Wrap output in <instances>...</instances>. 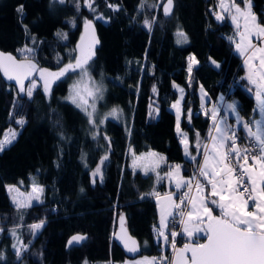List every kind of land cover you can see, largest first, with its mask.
<instances>
[{"label":"trees","instance_id":"16d2710c","mask_svg":"<svg viewBox=\"0 0 264 264\" xmlns=\"http://www.w3.org/2000/svg\"><path fill=\"white\" fill-rule=\"evenodd\" d=\"M217 1L173 0L166 16L167 0H144L143 7L141 0H91L93 8L79 0V10L77 0H0V50L33 60L42 69L72 63L84 22L91 21L98 43L88 72L103 81L102 110L117 106L124 119H106L96 130L83 111L63 98L69 74L56 79L48 93L37 85L31 98L0 74V137L9 126L18 129L15 140L0 151V264H117L143 253L158 255L157 264L166 263L161 253L169 255L172 231L157 242L153 228L159 220L156 197L168 188L155 174L134 170L130 155L161 152L159 176L179 163L182 175L190 178L209 125L201 112L199 86L208 100L222 95L235 99L246 119L255 108L242 77L241 56L233 48L235 28L229 18H216ZM250 2L257 21L264 22V0ZM21 5L22 14L17 11ZM177 30L187 35L185 46L176 44ZM26 47L34 51H18ZM185 50L197 60L191 73ZM173 82L185 89L181 128L188 157L168 108L176 97ZM11 184L23 191L40 185L41 202L14 206L7 192ZM41 221L33 231L30 225ZM74 235L86 239L69 245ZM129 238L137 242L134 252L128 251Z\"/></svg>","mask_w":264,"mask_h":264},{"label":"snow or ice","instance_id":"6c2138e0","mask_svg":"<svg viewBox=\"0 0 264 264\" xmlns=\"http://www.w3.org/2000/svg\"><path fill=\"white\" fill-rule=\"evenodd\" d=\"M60 3H64V0H59ZM85 4L89 8H93L91 0H84ZM173 0H167L164 7V14L167 16L171 13ZM244 7L241 8L238 0H230L229 4H225V0H219V7L224 11L235 10V14L232 15L234 23L237 22L238 18L242 17L245 21L244 32L241 33V41H245L248 37L255 35L258 38L264 37V22H258L256 16L251 11L250 0H243ZM144 6V0H141V7ZM80 3L77 0V10H79ZM110 8L115 10L116 6L109 4ZM94 10V9H93ZM17 11L23 13V6H19ZM215 14V13H214ZM218 20L224 17L217 15ZM155 19V18H153ZM85 27H91L92 22L85 20ZM151 22L145 21V25L150 27ZM237 27L239 25L237 24ZM27 31V28L25 26ZM57 35H60L59 33ZM183 35V33H180ZM231 40L232 37H229ZM35 40V37H33ZM98 42V41H97ZM238 49L241 50L242 54L245 49H242L240 45H237ZM247 48L253 49V54L250 59H257L256 53H259V64L260 67L256 69L255 75L258 76V80H253L252 75L248 77L251 83H256V99L257 107L253 109V112H259L260 118L255 117L245 120L240 116L237 105L235 102L231 104H225L223 114H218L217 109L214 107L212 117L215 121L214 127L217 135L211 136L213 141V153L205 154V161L203 166L200 168V175L208 177L209 175V160L208 156L211 155L213 162L212 178L209 179V183L212 184V195L220 196V202L212 200V204H216L220 209V215L216 216L213 214L214 209L205 204L204 200L199 202V206L195 199H192V205L194 212L188 214L189 220H192L193 215L197 222L206 221L205 228H199L197 231L206 233L207 242L202 244H196L194 247L185 246L184 252H191V256L185 264H264V48H256L248 41ZM19 52L31 53L34 50L32 48L18 49ZM91 59V55H88L85 59L81 60L77 58L75 65L68 64L64 68H61L59 72H48L47 69H40L41 79L44 80V91L49 92L51 82L48 77L52 80L62 77L65 72L74 70L75 68H81L87 60ZM195 57L189 58L188 71L191 73L193 63H196ZM213 63H215L213 61ZM247 63V61H246ZM36 65L29 60L19 61L10 53L0 52V72H3L4 76L8 80H15L19 86L20 92H25L31 98L33 83L30 87H26L24 80L35 71ZM47 73V77L45 76ZM175 87H178L174 85ZM156 91L153 86V92ZM183 90L181 89V92ZM203 91V89H201ZM206 96L207 94L204 93ZM223 100V97L220 98ZM75 102V101H74ZM180 101L177 100L173 107H177ZM116 110L113 109V112ZM190 111V110H189ZM229 113L236 117V124H228ZM91 115V114H89ZM179 120V117H178ZM92 123L91 119L89 121ZM25 121L23 119L17 120V124L23 126ZM238 127H242L246 132L245 139L248 140L247 146H238ZM255 128V130H253ZM179 132V126L177 128ZM16 133L12 132L10 137L0 140V151H3L8 144H11L16 138ZM199 136V133H197ZM230 143H226L229 142ZM185 154H188L187 148ZM236 157V166L229 167V161L231 157ZM249 156L254 161V164L258 163L259 168L248 167L247 164L241 165L239 163L242 157L246 162ZM106 159V157H105ZM192 159H196L193 157ZM179 166H177L178 168ZM219 168L220 171H216ZM99 166L96 169V173H99ZM94 173V175L96 174ZM236 173L235 179L232 178V174ZM219 177L216 180L215 177ZM227 177V179H225ZM185 183L183 179L177 182L179 188L181 184ZM217 184L221 185V191L217 193ZM249 185L251 187H249ZM11 190L12 186H8ZM197 189L200 188L199 182L196 184ZM35 191H42V189H34ZM225 191H227V198H225ZM187 196V194H185ZM38 199V197H37ZM169 199H171L169 197ZM249 201H252L251 207L255 208V212L249 211ZM173 207L179 208V204H173ZM19 207V205H18ZM202 209V213H201ZM171 215V213H168ZM183 216L184 213L182 212ZM166 217L162 214L160 220V235H164L163 228ZM44 222L41 221L39 224L30 225L35 231L39 229ZM121 223L123 224V217H121ZM184 226V231L192 235L188 222L181 221ZM177 233L173 232L172 236H176ZM86 239L83 235L72 236L68 244L72 245L74 242L79 243ZM130 239V238H129ZM167 240V237H165ZM133 244L135 241L132 242ZM128 248V245L125 244ZM128 251H136L135 247L128 248ZM2 258V254H0Z\"/></svg>","mask_w":264,"mask_h":264},{"label":"rangeland","instance_id":"374dc122","mask_svg":"<svg viewBox=\"0 0 264 264\" xmlns=\"http://www.w3.org/2000/svg\"><path fill=\"white\" fill-rule=\"evenodd\" d=\"M227 3H228V0H225L226 5H227ZM241 8H243L242 5H241ZM213 10L216 13L218 11L219 14H221L220 16H222V17H224L225 14L227 13V11H224L222 8L219 7V0L216 2V5H215V7H213ZM251 11H252V9H251ZM216 16H217V14H216ZM180 33H183V32L180 30H177V32L175 33V42H176V44H178L180 46H185L188 42V37L185 33H183V35H180ZM184 54L186 55V57L188 59V65H189V58L195 57V56L193 54L189 53L187 50L184 51ZM77 58H79V57H77ZM77 58L71 64L75 65ZM80 59L83 60L85 58H80ZM195 60H196V58H195ZM87 62H88V60H87ZM196 64H197V62L193 63V66H195ZM62 68H64V67H62ZM40 69H42V68H37L38 71ZM60 69L48 70V72L55 73V72H59ZM187 69H188V66H187ZM67 74H69L71 76V80H70L67 91H66L63 98L65 100L71 102L73 105H75L81 111H83L85 113V115L87 116L88 122L91 119V121H92L91 124H93L95 126L96 130L99 128V126L104 125V122L106 119L121 120L122 122H124L123 115H122V112L119 109V107L112 106V107L106 108L104 110H102V108L100 107V102L102 99L101 96H102V92L104 89V84H103L102 80L95 79L90 75V73L88 72V69H87V63H84L81 68H75L74 70L70 69L69 71L65 72V74L63 76H65ZM45 76L47 77V73H45ZM48 79L50 80L51 85L56 80V79L52 80L51 77H48ZM33 83L35 84V87L37 85H41L44 89V80L42 79V81L40 83V81L36 77L31 78L25 84V86L30 87ZM174 85H176L178 87H175ZM172 87L176 90V97L170 102L168 108H169V110H171L174 113L175 131L181 139L183 154H184V156L188 157L189 153L187 155L185 154V149L187 148V139H186L184 131L181 128V119H182V115H183L182 104H183V100L185 97V89L182 85H180L176 82L172 83ZM181 89L183 90L182 92H181ZM201 89H203V91H201ZM25 93H26V91H25ZM204 93H206V91L200 85L198 88V94L200 97L201 104L205 105L206 100L208 99V95L205 96ZM177 100L180 101V104L177 107H173V105L176 103ZM228 101L232 102L231 99H228ZM151 107L152 106L150 105V108ZM113 109H115L116 111L113 112ZM89 114H91V115H89ZM178 117H179V120H178ZM258 117L260 118L259 112L255 118H258ZM178 126H179V132L177 130ZM12 132H15L17 134L18 129L15 126L7 127L5 129V131L3 132L2 136L0 137V140L5 139L6 136L10 137ZM239 132L241 133L240 130H239ZM241 135H242V133H241ZM203 149H204V146H203ZM187 151H188V148H187ZM136 155L137 154H133V152H132V154L130 155V159H129L130 166L134 170H139V171L144 172V173H153V174H155L156 178L159 179L158 180L159 182L162 180L161 182H163V183L166 182V184L168 186L169 178H164V176H162V174H161V176H159V174L157 173L158 168H160V166H158V164L160 162L159 158L162 157V159H164V155L161 152L151 150V151L143 153L140 156H136ZM82 158H83V156H82ZM148 159H149V165L147 163ZM199 162H200V160H199ZM177 166H179V167L177 168ZM97 167L98 166H96V169H97ZM99 168H100V166H99ZM171 168L177 169L178 172L182 173L181 166L179 163L171 164L169 169H171ZM100 171H101V168H100ZM195 172H199V175H200V164L197 165ZM180 173H179V178L182 177V175ZM198 180H199V177H198ZM189 182H190V178H189ZM8 186H12L11 190L9 189ZM189 186L190 185L188 183L184 187L179 188V189H175L174 191H172V193L174 194L175 204H179L177 197H176L177 194L179 193V190H183L181 192V195L183 197H185L184 208L181 206L179 208L175 207L173 215L170 217L177 222L179 221L180 224L174 225L175 224L174 223V224H171L173 226H169L168 222H167V228L163 229L164 235H160V232H161L160 220H161V215H162V213H160L158 225L154 226V228H153L155 241H157V242L159 240L164 241L165 233H168L170 231H172V233L173 232L177 233V235L182 234V224L183 223H181V221L184 219L183 216L186 215V213H188L187 205L189 203L190 196L192 195L193 190H194V189L191 190L189 188ZM34 189H42V187L38 184H32V185H30V188L28 191H23L17 185H13V184L7 185V192H8L9 198H10L11 202L13 203V205L16 207H18V205H19V207H26V206L32 205L33 203L41 202L43 191H35ZM185 194H187V196H185ZM202 194H204V193L202 192ZM162 196L168 197L169 194L164 193V195H162ZM37 197H38V199H37ZM169 206H170V202L167 201V209ZM176 210L179 212L181 211V213L183 212L184 215L182 216L181 214L180 215L175 214ZM188 218H189V216L187 215V218H186L187 221L186 222H188L189 228H191V226H193L195 229L196 228H203V222L197 223V221L195 222L193 218H192V220H189ZM119 221H121V218L119 219ZM166 221L167 220L165 219V224H166ZM171 236H172V234H171ZM172 241L175 242L174 240H172ZM173 245L171 246V249L173 251L172 253L170 251L169 255H167V256L164 252L161 253V261L164 259H167L166 263H162V264H171V259L173 257V253L175 252L174 251L175 246H173ZM177 246L178 245H176V247ZM100 264H106V263L102 262ZM117 264H157V259L152 254L143 253V254H138L136 256H132V257L128 256L123 261H121Z\"/></svg>","mask_w":264,"mask_h":264},{"label":"crops","instance_id":"0c3cea01","mask_svg":"<svg viewBox=\"0 0 264 264\" xmlns=\"http://www.w3.org/2000/svg\"><path fill=\"white\" fill-rule=\"evenodd\" d=\"M229 3H230V0H228V3L227 4H229ZM242 6L244 7V5H242ZM216 14L217 15H221V14H219L218 11H217ZM234 14H235V10L232 9L230 12L227 11V13L225 14L224 17L229 18V21L232 23V25L235 28V37H234V41H233V48L241 56L242 77L245 78V80L247 81V83L249 85V89L252 92V96H253L254 104H255V108H256L257 107V99H256L257 85H256V83H251L249 81L248 77L250 75H252V79L254 81L255 80H258V76L255 75V72H256V69H258L260 67L259 59H258V57H259L260 54L259 53H256L257 59H250V57L253 54V49L247 48V44H248V41L250 40L251 41V44L254 45L256 48H264V37L258 38L257 36L252 35V36L248 37L247 40H245V41L242 42L241 41V33L244 32L245 21H244V19L242 17H240V18H238L237 22L234 23L233 20H232V15H234ZM237 24L239 25V27H237ZM237 45H240V47L242 49H245V51L243 52V54H242L241 50L238 49ZM246 61H247V63H246ZM261 83L264 84V82H261ZM221 97H223V100L220 99ZM228 99L229 98H226L225 96L222 95V96H219L215 101L214 100H208L207 99L205 105L204 104H201V101H200V104L202 106V109L207 110V112H208V116L207 117L209 118L207 139H206V141L204 143V149H203V152L201 154V158H200V162H199L200 168L204 164L205 154L206 153H209V154H212L213 153V141L211 139V136L217 135L216 129L213 126L214 123H215V121H214V119L212 117L211 110L215 107L217 109L218 114H221L222 115L225 104H231V103L235 102V104L237 105V101L235 99H231L232 102H229ZM237 110H238L239 114L244 118V116L240 113L238 107H237ZM257 115H258V111L255 112V113H253L250 116V119L253 118V117H256ZM244 119L245 120H248V118L247 119L244 118ZM256 119H259V117L256 118ZM227 122H228V124L235 125L236 124V117L234 115H232L231 113H229L228 121ZM238 130L241 131L242 136H243V139L238 144V146H247L248 140L245 139V137L247 135L246 132L243 130L242 127H238ZM253 130H255V128H253ZM142 154L143 153L137 154L136 156H140ZM159 160H160V162H159L158 166L161 167L162 166V163L164 162V159H162V157H161V158H159ZM208 160H209V175H208V177L199 175V182L201 183L200 188L199 189L196 188L193 191V193L190 196V198L195 199V201L197 203V206H199V202L201 200H204L205 201V204L208 205L209 207H211L212 209L214 207L217 208L218 209V214H220V209L217 207L216 204H214V206H211L209 204V201H212V200H216L217 203H219L220 202V196H219V194L218 195H215V196L212 195V184L209 183V179L212 178V169H213V162H212L211 155L208 156ZM147 163L149 165V159L147 160ZM244 164H247L248 167L255 166L256 168H259V164L258 163L254 164V161L251 158V156L247 160V162L245 160L243 161V164L242 165H244ZM169 167H168L167 170L165 169L164 172H163V174H162V176H164V178H169V184H168V186H167V184L165 182V184H166V186L168 188V191L164 192V193L169 194V196L168 197H166V196L164 197V196H162V195H164V193H163V194L159 195L158 197H156V206H157V211H158V218H159L160 213H162L166 217V220H167L166 221V225H167L168 219L173 215V212H174V209H175V207L172 206L175 203V201H174V194L172 193V191H174L175 189L182 188L186 184L189 183V178L188 177L183 176L182 173H180V172L177 171V169H174V168L169 169ZM216 171H220V169L217 168ZM179 173L182 175V177H180V178H179ZM181 179H183V181L185 183L181 184V186L178 188L177 187V182L180 181ZM215 179L216 180H219L220 178L217 176V177H215ZM225 179H227V177H225ZM216 190H217V193H219L221 191V185L220 184H217V189ZM202 192L204 194H202ZM224 195H225V198H227V191H225ZM169 197L171 199H169ZM192 199H189V203H188V207H187L188 208V213H186V215H184L183 221H187L186 220L187 215L189 213H191V212H194L193 205H192ZM167 201L170 202V206L168 207V209H167ZM252 203H253L252 201L251 202L249 201V208H248V210L255 212V208L254 207H251ZM168 213H171V215H168ZM201 213H202V209H201ZM193 219L196 222L194 215H193ZM184 226L185 225L182 224V235H183L182 237L185 238V239H187V240H192L191 238H193V237L196 238L197 236H202L205 233V232H202V231H197V229H199V228H196L195 229L193 226H191V228H189V229H190L192 235L189 236V234L184 231ZM166 228H167V226L165 228H163V229H166ZM174 237H176V236H174Z\"/></svg>","mask_w":264,"mask_h":264},{"label":"water","instance_id":"95a60500","mask_svg":"<svg viewBox=\"0 0 264 264\" xmlns=\"http://www.w3.org/2000/svg\"><path fill=\"white\" fill-rule=\"evenodd\" d=\"M98 41V36L96 33V29L95 26L93 24H91V27H84L83 31L81 33V35L79 36L78 40L76 41L75 47H76V51H77V56L79 58H86L88 55H91V58L95 55L94 53V49L97 45ZM0 52H5V51H1ZM5 53H10V52H5ZM12 54L14 57H16L13 53ZM17 60L19 61H25L27 59H22V58H18L16 57ZM31 61L33 64L36 65V69L38 68L37 63L33 60H29ZM2 78L4 79V81L6 82H10L12 85H14V87L16 88V90L18 92H20L19 90V86L16 84L15 80H8L3 72H0ZM36 77L40 82L42 81L41 79V75H40V71L35 70L32 71L31 74L24 80V84H26L31 78ZM216 216H219L220 214L218 213H213ZM206 227V221L203 222V228ZM202 239L201 241H193V240H187L184 241L182 243H180V245L177 246L175 252L173 253V257L171 259V264H185L186 261H188V259L191 256V252H184L183 250L185 249V246H189V247H194L196 244H202V243H206L207 242V236L206 233H204V235H202ZM131 241L129 242L131 247H137V242L134 238L130 239ZM135 241V243L133 244L132 242ZM75 243V242H74Z\"/></svg>","mask_w":264,"mask_h":264},{"label":"built area","instance_id":"2783aa9c","mask_svg":"<svg viewBox=\"0 0 264 264\" xmlns=\"http://www.w3.org/2000/svg\"><path fill=\"white\" fill-rule=\"evenodd\" d=\"M201 112L203 113V115H205V116H208V112H207V110H205V109H201ZM238 135H239V140H238V144L242 141V139H243V136L241 135V133L239 132V130H238ZM227 143H230V141L229 142H227ZM249 158H250V156H249ZM243 161H244V159L241 157L240 158V160H239V163L242 165L243 164ZM229 167H233V166H236V157H231L230 158V161H229V165H228ZM198 177H199V172H195L191 177H190V182H189V188L191 189V190H195L197 187H196V184H197V182H199V180H198ZM232 177H233V179H235V177H236V173H233L232 174ZM199 184L201 185V183L199 182ZM249 187H251L250 185H249ZM193 190V191H194ZM183 190H179V193L177 194V200H178V203H179V205L181 206V207H183L184 208V205H185V197H183L182 195H181V192H182ZM251 202V201H250ZM187 207H188V205H187ZM175 214H178V215H180L181 214V211L179 212V211H177L176 210V213ZM183 218H184V216H183ZM175 223V224H174ZM171 224H174V225H179L180 224V222L178 221H175L174 219H172V218H169L168 219V225L169 226H173V225H171ZM178 236L179 235H177L176 237H174V240H175V242H174V245L173 246H175V250H176V245H180V242H178ZM170 247V251H171V253L173 252L172 251V249H171V246H169ZM174 249V248H173ZM174 250V251H175ZM155 257H156V259H159V257H158V255H155Z\"/></svg>","mask_w":264,"mask_h":264},{"label":"bare ground","instance_id":"6f19581e","mask_svg":"<svg viewBox=\"0 0 264 264\" xmlns=\"http://www.w3.org/2000/svg\"><path fill=\"white\" fill-rule=\"evenodd\" d=\"M182 241H187V239L183 238ZM179 242V241H178ZM182 243V242H181Z\"/></svg>","mask_w":264,"mask_h":264}]
</instances>
